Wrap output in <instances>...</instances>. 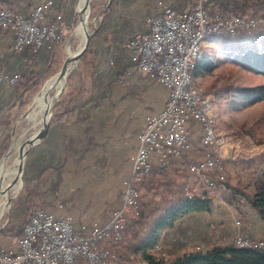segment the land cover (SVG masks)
<instances>
[{
    "label": "crops",
    "instance_id": "0c3cea01",
    "mask_svg": "<svg viewBox=\"0 0 264 264\" xmlns=\"http://www.w3.org/2000/svg\"><path fill=\"white\" fill-rule=\"evenodd\" d=\"M51 1L48 20L63 19L71 14L74 0ZM249 1L254 7L264 6V0H207V5L242 10ZM37 2L0 0V9L7 7L27 15ZM194 3L195 0H117L110 5L93 36L88 64L84 67L86 74L80 75L84 95L77 100L88 99L92 103L76 108L74 118L68 122L64 121V115L52 122L54 113L47 136L28 152L25 196L38 194L47 208L45 211L53 216L72 214L76 229L86 224V236L95 223L100 227L107 226L113 213L120 208L145 116L161 112L170 94L169 87L134 67L129 43L136 36L148 33L146 21L149 17L160 14L165 8L187 12ZM213 41H217V36H208L201 45L202 55L209 61L215 55L210 53V48L207 51ZM13 45V34L0 28L1 138L7 136L8 124H13L27 95L17 94L7 77L21 76L28 69L39 72L50 55L42 50L33 59L29 47L17 53L13 51ZM71 106L65 104L64 108ZM191 126L192 148L181 160H173L169 168L173 171L182 170L180 163L183 160L196 162L204 157L197 145L200 126L190 122ZM185 180L180 181L185 182L192 194H199L200 179L187 177ZM212 194L218 197V194ZM60 203L63 204L61 208ZM238 236L264 242V221L249 205H244L239 212L216 199L211 212H193L176 220L173 227L163 233L160 244L178 254L196 247L232 246ZM0 246L17 250V238L0 237Z\"/></svg>",
    "mask_w": 264,
    "mask_h": 264
},
{
    "label": "built area",
    "instance_id": "2783aa9c",
    "mask_svg": "<svg viewBox=\"0 0 264 264\" xmlns=\"http://www.w3.org/2000/svg\"><path fill=\"white\" fill-rule=\"evenodd\" d=\"M51 0H38L27 15L10 8L0 9V28L13 34L14 52L29 47L33 53L51 51L64 34L62 20H48ZM207 0H195L191 10L179 12L165 8L160 14L146 21L148 33L136 36L129 43L134 67L170 88L169 98L159 113L147 114L145 126L138 135V148L132 159L131 178L126 182L122 204L107 226L93 224L85 235L86 224L74 227L69 214L53 216L37 210L23 229L17 250L0 246V264H103L110 259V252L98 244L115 239L129 212L136 209L138 193L135 183L153 168L162 173L170 158H178L187 152L190 122L197 123L202 131V144L214 151L225 148L229 142L224 134L210 133L207 125L205 102H213L202 91L189 89L187 61L195 56L196 40L210 34H235L260 24L258 17H223L219 12L210 16ZM18 76H9L14 84ZM221 156L205 158L191 163L188 169L195 178H202L206 189L214 190L205 173L219 166ZM223 188V187H222ZM238 248H262L263 242L238 236L234 239ZM156 249H159L156 246Z\"/></svg>",
    "mask_w": 264,
    "mask_h": 264
},
{
    "label": "trees",
    "instance_id": "16d2710c",
    "mask_svg": "<svg viewBox=\"0 0 264 264\" xmlns=\"http://www.w3.org/2000/svg\"><path fill=\"white\" fill-rule=\"evenodd\" d=\"M116 1L117 0H111L110 5L115 4ZM251 5L252 1L247 2L242 10H233L223 5H207L206 9L210 16H213L215 12H219L225 18L234 16L244 17L252 13ZM259 7L257 13L264 15V6L259 4ZM220 37L222 39L221 47L222 49H226L225 58L230 63L248 72L264 77V24L253 27L250 31L242 30L237 31L235 34H223ZM93 38L94 37H92L90 41L89 48L81 59L85 65L88 64L87 59L90 54ZM245 41L251 42L252 47L244 49L243 44ZM32 54L34 59L37 57L38 53L32 52ZM205 61H207V63ZM54 62L55 57L51 52L44 61L45 66L42 70L38 72L28 69L21 75V83L16 89H18L21 94L27 93V91H29L30 88L33 89V87L38 91L41 82H44L55 73L52 70ZM211 68L212 63L209 60L205 59L203 62H199L192 72L193 80L197 71H209ZM68 88L69 84H67L59 102L55 104L54 110L62 106L61 104ZM203 94L214 95L217 101L228 100L230 105L239 108L241 106L263 101L264 85L255 87L228 86L223 89L210 88L203 92ZM91 103V100L85 99L71 107L57 110L52 122L58 121L63 115L64 121H71V119L74 118L73 116L76 108L87 106ZM25 106L26 105L20 106L19 110H23L22 108H25ZM10 135L11 134H8L6 139H9ZM190 145L192 148L191 142ZM197 145L199 150L203 151L204 157L202 160L208 157L216 158V153L202 144V131L198 138ZM8 147V141H3L2 145H0V158L7 151ZM191 148L188 151H190ZM201 161H196L194 163H199ZM172 162L173 161L168 162L162 173H159L156 168H153L149 173L144 174L139 182L135 183V189L138 193L136 209L127 214L126 221L119 230L118 238L115 239L113 236L109 241L111 246L118 247L120 250L118 263L264 264V242L263 247L259 249L238 248L234 245L226 246L217 244L208 249L200 248L193 252L179 254L167 263L156 256L154 250L160 242L163 233L167 229L172 228L176 220L193 212H211L216 199H221L239 212L244 205H249L264 221V157L221 159L219 161V166L206 172L205 176L210 179L215 190L219 192L218 197L214 196V194L209 191L186 196L184 194L185 182H181L180 180L186 181L185 179L187 177L191 178L194 177V175L189 172L187 167H181V163L180 168L182 170L173 171L169 169ZM199 179L202 180V178ZM26 198L27 197H19L14 202L11 208V215L17 212L18 206ZM27 200L28 199L25 201ZM152 202L155 203V206L151 204ZM36 211L37 210L31 213H21L18 217V222H14L18 225L21 224L18 237L22 235L24 227L28 224Z\"/></svg>",
    "mask_w": 264,
    "mask_h": 264
},
{
    "label": "rangeland",
    "instance_id": "374dc122",
    "mask_svg": "<svg viewBox=\"0 0 264 264\" xmlns=\"http://www.w3.org/2000/svg\"><path fill=\"white\" fill-rule=\"evenodd\" d=\"M76 2L77 0H74L71 14L69 16H66V18L61 19L62 27L65 28L64 29L65 32L63 36H61V39L54 46L53 50L45 51L46 53L52 52L55 57L54 66L52 67V70L55 73L51 77L46 79L44 82H41L38 91H36V88L34 87L33 89L30 88V90L27 91V95L26 97L23 98V103L21 105V106L26 105L25 108L23 107L22 108L23 110L18 111L17 116H15L16 118L13 119V124L10 125L8 124L7 135L11 134L10 138L6 139L5 136L3 138L0 137L1 138L0 145H2L3 141H8L9 143V147L7 151L0 158V163L10 153L12 147L15 144H19L20 147L23 143H25L26 140L34 136L37 130H39L42 127L41 125L40 127L35 126L34 128L33 122L29 120V113H31L34 100L40 93L41 88L43 87L45 82L53 77H56L59 71L61 70L64 61L68 57L67 55L68 48L72 52H76L78 50L79 40L74 36V28L78 22V16L75 13ZM109 2L111 4V0H91L90 7H91L92 23L90 24L89 27V31H88L89 33H92L93 31H95V34L97 33L99 25L103 20L104 14L107 8L110 6ZM259 8H260L259 4L256 7L251 5L252 13H249L245 17H252V16L258 17L260 19V24L263 25L264 15L257 13ZM251 29L252 28L248 30L250 31ZM221 35L223 34L214 35L217 36V41L216 42L213 41L212 43H210L207 49L208 51L210 48L211 54L214 53L215 55L216 54L218 55V57H215V55L214 57H211V61H210L212 63L211 70L197 71L196 74L194 75V80L192 77V72H193L192 71L191 72L192 87L194 86L196 87L195 89H197L198 91L205 92L210 88L223 89V88H227L228 86L255 87L259 85H264V77L248 72L245 69L230 63L225 58L226 49L225 48L222 49L220 47V42L222 41L220 37ZM243 45H244V49L252 47V44L249 41H245ZM81 59L74 65V68L71 70V72L68 75L67 84H69V88L67 89L68 92L66 91L65 94L66 98L64 97V100L61 104L62 106L54 110L55 104L59 102L60 99L53 103V107H52L53 114L56 113L57 110H62L65 104H67L68 106V105H74L80 103L77 100V98L80 99V97L81 96L83 97L84 95L83 94L84 92L82 91V87L80 86V83L82 82L80 75L84 76L86 74L84 71L85 63ZM205 62L207 63V61ZM20 78L21 76H18L17 81L14 84H11L12 87L15 88V92H17V94L19 90L16 88L21 83ZM54 94L55 93L52 94V97L54 96ZM209 96H211L213 100V102L210 103H211L212 114L215 118V128L217 131L224 134L227 138V141L229 142V144L225 148L217 151V155H220L222 159H233V158L247 159L253 157H260V156L264 157V100L255 104H250L236 108L230 105L228 100L217 101L214 95L209 94ZM85 98L86 97H84V99ZM191 129L192 126L190 127V132ZM183 155H181L178 158L175 157L170 158V160L171 161L181 160ZM15 158H16L15 156L9 158L7 167H11L13 165ZM26 158L24 159L23 162V177L21 182L22 184L21 190L17 194L10 195L9 205L7 206V209L4 211V213H0V237L5 239L9 237L17 238V246H18V240L23 235V231H22V235L18 237L21 224L18 225L14 223V222H18L19 215H21V213H26V212L31 213L34 212L35 210L43 211V209L45 211V209H47L43 206V203L41 202L39 195L32 193L30 196H27L26 198L28 199L27 201H25L26 200L25 199L20 203V205L16 210L17 212L11 215V208L13 207L14 202L19 197H26L24 191ZM170 160L169 162H171ZM182 162H181V167L184 166L185 168L186 167L188 168L189 164L194 163L191 160H183ZM131 167H132V161L130 165V177L126 182H128L131 178ZM200 181L201 182L198 183L199 194L203 192V190H205L219 195V192L215 189L213 191L206 189L204 182L202 180ZM184 191H185L184 194L186 196L192 195L191 189L186 186L184 187ZM151 204L154 205L155 203L152 202ZM62 206L63 204L60 203L59 207L61 208ZM69 215H71L74 220V216L72 214ZM109 241L110 240H106L98 244L101 248L108 250L111 255L110 259L105 261L103 264H119L118 262H119L120 250L118 247L116 248L113 245L111 246V244H109L110 243ZM157 247L159 249L155 248L154 250L156 252V256H158V258L160 259H163L164 262L166 263L170 262L177 255L183 254V253L174 254L169 252L165 247H163L160 244V242L158 243ZM200 248L208 249L211 247H199V248L196 247L195 249H192L189 252H193ZM189 252H185V253H189Z\"/></svg>",
    "mask_w": 264,
    "mask_h": 264
},
{
    "label": "bare ground",
    "instance_id": "6f19581e",
    "mask_svg": "<svg viewBox=\"0 0 264 264\" xmlns=\"http://www.w3.org/2000/svg\"><path fill=\"white\" fill-rule=\"evenodd\" d=\"M85 4L86 0H77L75 5V13L77 16L84 8ZM85 17L86 20L83 22L79 19L78 16V22L76 21L77 24L74 28V36L79 40L78 50L81 49L84 45L86 33L89 31L90 24L92 23L90 3L88 8L86 9V12L81 18ZM214 35L218 34H210L208 36ZM206 38L207 36H203L196 40V49L199 51L196 52L195 56L191 57V60L187 61V81L189 84V89L196 88L194 86L192 87L191 85V72L194 70L195 66L204 58L201 52V45ZM74 53L75 52H72L68 48V56L71 57L74 55ZM72 69L73 66L70 67V70ZM61 85L62 83L57 81V77H53L50 80L46 81L43 87L41 88L40 93L34 100L32 111L31 113H29V120L33 122L34 128L35 126L40 127L42 125L44 114L51 105L52 94L56 93L60 89ZM205 111L207 114V125H209L210 127V133H217V130L215 128V118L212 114L210 102H205ZM19 153V144H15L12 147L10 153L0 163V213H4V211L7 209V206L9 205L10 195L17 194L22 187L21 177L18 174V167L20 164ZM12 156L16 157L15 161L11 167H7L8 160ZM13 183L14 185H12Z\"/></svg>",
    "mask_w": 264,
    "mask_h": 264
},
{
    "label": "water",
    "instance_id": "95a60500",
    "mask_svg": "<svg viewBox=\"0 0 264 264\" xmlns=\"http://www.w3.org/2000/svg\"><path fill=\"white\" fill-rule=\"evenodd\" d=\"M89 3H90V0H86V4H85L84 8L78 14L79 19L83 22L86 20V17L85 18H81V17L86 12V9L88 8ZM109 4H110V2H109ZM94 35H95V31H93L92 33L87 32L86 38H85V43L82 46V48L79 49L78 51H76L73 56H71V57L68 56L66 58V60L64 61L63 65H62L61 70L59 71V73L56 76L57 81L61 82L62 85H61L60 89L54 94V96L51 99V105L49 106L48 110L45 112L44 117H43L42 127L36 132V134L34 136H32L31 138L26 140L25 143H23L19 147L20 164L18 167V174L21 177V182H22V177H23L24 159L26 158L30 148L33 147L35 145V143H37L38 141H41L42 139H44L47 136L48 131H49V127H50V123H51V119L53 117V112H52L53 103L56 102L57 100H59L60 97L62 96V94L65 90L66 84H67L68 75L71 72L70 67L73 66V68H74V65L78 61H80L82 56L85 54V52L89 48L90 41ZM14 183L12 185H14Z\"/></svg>",
    "mask_w": 264,
    "mask_h": 264
}]
</instances>
